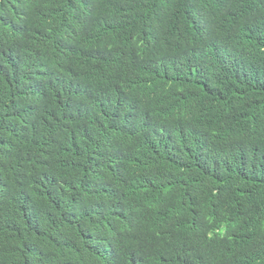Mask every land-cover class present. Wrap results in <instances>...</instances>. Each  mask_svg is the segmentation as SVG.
I'll use <instances>...</instances> for the list:
<instances>
[{"label":"trees","instance_id":"obj_1","mask_svg":"<svg viewBox=\"0 0 264 264\" xmlns=\"http://www.w3.org/2000/svg\"><path fill=\"white\" fill-rule=\"evenodd\" d=\"M0 264H264V0H0Z\"/></svg>","mask_w":264,"mask_h":264}]
</instances>
